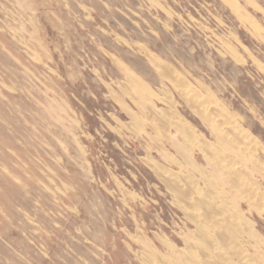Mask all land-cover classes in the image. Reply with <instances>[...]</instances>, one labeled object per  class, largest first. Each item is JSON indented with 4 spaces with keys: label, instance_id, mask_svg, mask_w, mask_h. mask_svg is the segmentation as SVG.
Returning <instances> with one entry per match:
<instances>
[{
    "label": "rangeland",
    "instance_id": "374dc122",
    "mask_svg": "<svg viewBox=\"0 0 264 264\" xmlns=\"http://www.w3.org/2000/svg\"><path fill=\"white\" fill-rule=\"evenodd\" d=\"M262 203L264 0H0V264H263Z\"/></svg>",
    "mask_w": 264,
    "mask_h": 264
},
{
    "label": "bare ground",
    "instance_id": "6f19581e",
    "mask_svg": "<svg viewBox=\"0 0 264 264\" xmlns=\"http://www.w3.org/2000/svg\"><path fill=\"white\" fill-rule=\"evenodd\" d=\"M185 93V92H184ZM200 101V100H199ZM199 105V104H198ZM203 105V104H202ZM201 107H203V106H201ZM212 107V106H211ZM199 108V107H198ZM200 111V110H199ZM206 111V110H205ZM218 111H220V109L218 110ZM221 111H223V110H221ZM202 112V111H201ZM203 112H204V110H203ZM216 113V112H215ZM205 115H207V114H205ZM212 116V115H211ZM210 116V117H211ZM209 117V116H208ZM224 117V116H223ZM171 118V117H170ZM207 118V117H206ZM212 118V117H211ZM172 120V119H171ZM216 120V119H215ZM214 119H213V121H215ZM174 121H177V120H174ZM212 121V119H211V122H213ZM226 121V120H225ZM216 122V121H215ZM229 123H231L230 121H228ZM174 123H176V122H174ZM223 124V123H222ZM226 124V123H225ZM224 124V125H225ZM211 126H212V128H213V131H214V133H215V135H216V137H217V139H219L220 141H221V143L223 142V144H221V145H225L226 146V143L228 144V141H237L239 138H242L243 136H245L242 132H241V134L243 135L242 137H241V134L239 135V133L240 132H237L236 133V131H238V128H235L234 126H229L228 128H226V129H224V128H222V127H218V126H216V124L213 122V123H211ZM221 126V125H220ZM226 126H228V125H226ZM211 128V129H212ZM212 131V132H213ZM235 134H237V135H235ZM248 135V134H247ZM215 137V138H216ZM231 138V139H230ZM252 138V137H251ZM187 139V138H186ZM190 139V138H189ZM247 139V138H246ZM191 140H193V139H191ZM249 140V139H248ZM245 141V140H244ZM200 142V141H199ZM219 142V141H218ZM233 142V143H234ZM198 143V142H197ZM239 142H237V144H238ZM253 143V142H252ZM205 144V143H204ZM217 144V146H218V143H216ZM245 144V143H244ZM173 145V144H172ZM198 145V144H197ZM196 145V146H197ZM202 145V144H201ZM220 145V146H221ZM253 145V144H252ZM252 145H249V147H252ZM258 145V144H257ZM219 146V147H220ZM232 146V145H231ZM240 146H242V145H238V147H236V146H234L236 149H237V154L238 155H242L241 153H243L242 152V150H241V147ZM244 146H247V145H243L242 146V148H244ZM223 147V146H222ZM233 147V146H232ZM233 147V148H234ZM225 148V147H224ZM254 148V147H253ZM258 148V147H257ZM256 148V149H257ZM215 150H216V148H214ZM221 149V148H220ZM229 149H231L230 147H229ZM252 149V148H251ZM255 149V148H254ZM255 149V150H256ZM178 150V149H177ZM235 150V149H234ZM180 151V150H179ZM186 151V150H185ZM245 151V150H244ZM258 151V150H257ZM218 152V151H217ZM232 153V152H231ZM251 153V152H250ZM222 154V153H221ZM224 154H225V152H224ZM223 154V155H224ZM244 154V153H243ZM252 154V153H251ZM226 155V154H225ZM229 155V154H228ZM191 156V155H190ZM236 156V155H235ZM188 157V156H187ZM228 157H230V158H232L231 156H228ZM241 157V156H240ZM244 157V156H243ZM185 158V157H184ZM223 158V157H222ZM236 158V157H235ZM234 158H232V160H233ZM237 159V158H236ZM243 159V158H242ZM226 160V159H225ZM230 160V159H229ZM234 161V160H233ZM236 161V160H235ZM213 163V165L219 170V168H220V166L218 165V162L216 161V160H214V162H212ZM237 163V162H236ZM250 163V162H249ZM220 164V163H219ZM225 164V163H224ZM223 164V165H224ZM229 164H231V163H229ZM239 164V163H238ZM259 165V164H258ZM219 167V168H218ZM255 167V166H254ZM260 167V166H259ZM243 169V168H242ZM222 170V169H221ZM237 170V169H236ZM244 170V169H243ZM242 170V171H243ZM213 171V170H212ZM225 172H223V174H224ZM226 173H228V175L229 176H232V175H235V176H232L233 178H236L237 180L238 179H243V177H241L240 175H237L235 172H234V169H233V166H230L229 165V172H226ZM238 173H239V170H238ZM240 173H245V172H240ZM214 175V174H213ZM243 175H245V174H243ZM228 176V177H229ZM223 177H224V175H223ZM174 178V177H173ZM203 178V177H202ZM245 178V180H246V177H244ZM248 178V177H247ZM226 179V178H225ZM229 179H231V177L229 178ZM202 181H203V179H202ZM227 181H228V179H227ZM231 181V183H233L232 185H235V182L234 181H232V180H230ZM243 181V180H242ZM206 182V181H205ZM212 182V181H211ZM229 182V181H228ZM240 181H238V182H236V184L237 183H239ZM182 183V182H181ZM250 183V182H249ZM248 183V184H249ZM241 184V183H240ZM253 184V183H252ZM250 185V184H249ZM236 187V189H237V187L238 186H235ZM254 187V186H253ZM190 188V187H189ZM193 188V187H192ZM247 188V187H246ZM249 188V187H248ZM251 188V187H250ZM215 189V188H214ZM175 190L180 194V196L181 197H184V196H187V195H189V194H186V192H184L183 191V189H181L180 188V186H178V185H176L175 186ZM257 190V189H256ZM203 191V190H202ZM215 191V190H214ZM249 191V190H248ZM242 192V191H241ZM257 192V191H256ZM255 192V193H256ZM195 193V192H194ZM210 193V192H209ZM254 193V194H255ZM197 194V193H196ZM220 194V193H219ZM237 196V195H236ZM251 198V197H250ZM249 198V199H250ZM256 198V197H255ZM192 200V199H191ZM200 200V199H199ZM207 200H208V198H207ZM259 200V199H258ZM208 201H210V200H208ZM260 201V200H259ZM193 202V201H192ZM199 202V201H198ZM224 202V201H223ZM227 202V201H226ZM225 202V203H226ZM195 203V202H194ZM201 203V202H200ZM225 203H224V205H225ZM202 204V205H201ZM200 205H201V207L202 206H204L205 204H204V202L203 203H201ZM204 204V205H203ZM220 204V203H219ZM250 204V203H249ZM262 204H264V203H262ZM195 205H197V204H195ZM195 205L193 206L195 209L197 208V210H198V205H197V207H195ZM205 206H207V205H205ZM204 206V207H205ZM208 206H209V209H208V212H207V214H205L204 215V217H206V219L207 220H211L210 222H212V224L210 223V225H211V227H212V231H214V237H215V240L214 241H219V242H223V244L225 245V243L226 242H231V241H236V238L238 237V235H239V228H237V226H234L233 225V223L231 222V225L229 226V228L226 226V224L228 223V219L226 220L227 222H226V224H225V222H224V218H221V217H219V215L220 214H225V212H226V210L224 209V208H220V207H216V206H218V204L215 206L213 203H211V202H209L208 203ZM222 206H223V204H222ZM257 206V205H256ZM260 206V205H259ZM229 207H231V206H228V209H229ZM257 208H258V206H257ZM261 208L262 207H260V210H261ZM200 209V208H199ZM202 209H203V207H202ZM206 209V208H205ZM196 210V211H197ZM263 210V209H262ZM199 211H201V210H198V213H199ZM204 211V210H203ZM202 211V212H203ZM231 211V210H230ZM201 212V213H202ZM206 212V211H205ZM229 212V211H228ZM204 213V212H203ZM232 213V212H231ZM196 215V217L199 215H197V214H195ZM203 215V214H202ZM232 215H233V213H232ZM235 215V214H234ZM199 216H201V214L199 215ZM224 216V215H223ZM227 216V215H226ZM236 216V215H235ZM238 216V215H237ZM204 217L202 218V216L201 217H198L197 218V221H198V226L201 228L200 230L202 231V235H204V237L205 236H207L208 235V232H209V225L207 224V222H206V220L205 221H203L204 220ZM191 218V217H190ZM193 218V217H192ZM200 218H202V219H200ZM195 219V218H194ZM234 219V218H233ZM194 221V220H193ZM240 221V220H239ZM237 222H235V224H236ZM198 227V228H199ZM240 227V226H239ZM229 230H228V229ZM241 228V227H240ZM228 230V231H227ZM247 232V231H246ZM249 232V231H248ZM199 233V232H198ZM228 233V234H227ZM248 234V233H247ZM209 235H210V233H209ZM250 235L252 236V237H255L256 238V236H255V234L254 233H250ZM211 236V235H210ZM248 236H249V234H248ZM250 236V237H251ZM240 237V236H239ZM211 238V237H210ZM213 238V237H212ZM231 240V241H230ZM212 241H213V239H212ZM225 241V242H224ZM261 241V240H260ZM193 243V242H192ZM207 243V242H206ZM213 243V242H212ZM232 243V242H231ZM248 243V242H247ZM234 244V242L231 244V245H233ZM238 244V243H237ZM240 244V243H239ZM260 245V244H259ZM212 246H214V245H211V247ZM218 246H220V245H218ZM222 246V245H221ZM255 246H256V248H257V246L258 245H256L255 244ZM255 246H253L254 248H255ZM215 247V246H214ZM210 248V247H209ZM219 248V247H218ZM224 248V247H223ZM222 248V249H223ZM231 248H233V247H231ZM214 249V248H213ZM217 249V248H216ZM215 249V250H216ZM221 249V248H220ZM220 249H218V250H220ZM237 249V248H236ZM258 249V248H257ZM231 250V249H230ZM234 250V249H233ZM232 251V250H231ZM238 251V250H237ZM237 251H236V253H237ZM240 251H241V249H240ZM239 251V252H240ZM208 252V251H207ZM217 252H219V253H221L220 251H217ZM222 252H224V251H222ZM232 253V252H231ZM243 253V252H242ZM242 253H238V255L240 254V258L242 257L243 258V256H242ZM248 253V252H247ZM259 253V252H258ZM208 254V253H207ZM214 254V253H213ZM234 254V253H233ZM221 255V254H220ZM222 255H224L223 253H222ZM235 255H237V254H235ZM234 255V256H235ZM244 255V257H245V255L246 254H243ZM191 256V255H190ZM219 256V255H218ZM224 257V256H223ZM248 257V256H247ZM246 257V258H247ZM264 257V256H263ZM202 258V257H201ZM249 258V257H248ZM181 259V258H180ZM195 259V258H194ZM221 259H222V257H221ZM233 259V258H232ZM214 260V259H213ZM216 260H218V259H216ZM215 260V261H216ZM230 260V259H229ZM228 260V261H229ZM234 260V259H233ZM247 260H249V259H247ZM194 261V260H193ZM222 261V260H221ZM221 261H219V262H221ZM225 261V260H224ZM250 262V261H249ZM199 263V262H198ZM218 263V262H217ZM216 263V264H217ZM234 263V262H233ZM240 263V262H239ZM252 263H254V262H252ZM251 263V264H252ZM260 263H262V262H260ZM228 264V263H227ZM235 264V263H234ZM243 264V263H242ZM264 264V263H263Z\"/></svg>",
    "mask_w": 264,
    "mask_h": 264
}]
</instances>
